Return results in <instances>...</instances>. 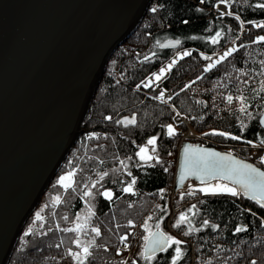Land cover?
<instances>
[{"label": "trees", "instance_id": "trees-1", "mask_svg": "<svg viewBox=\"0 0 264 264\" xmlns=\"http://www.w3.org/2000/svg\"><path fill=\"white\" fill-rule=\"evenodd\" d=\"M218 3L219 0L204 3L200 0L150 1L138 24L108 57L83 119L81 133L26 220L6 264H73L67 251L69 248L78 251L72 244L75 234L62 229L72 227L78 213L86 208L93 214L87 234H81V241L94 240L98 246L92 249L93 256L87 264H172L175 245L157 253L150 261L144 258L146 220L153 230L160 222L161 231L183 242V256L177 264H249L252 259L264 264V227H261L264 208L242 195L213 196L196 192L181 198V194L189 190L172 192L177 149L187 129L197 138L212 142L211 146L217 149L224 150L223 145L236 146L235 150L228 151L264 170L263 163L250 158L245 148L251 144L264 147L261 143L264 128L257 121L264 110V92L261 91L264 76L260 72L264 42L253 43L264 36V28L252 26L264 23V9L255 7L264 4V0H230L223 18L215 10ZM152 6L157 7L155 13L150 11ZM227 12L233 15L228 16ZM217 31L222 33V38L213 45L209 39ZM168 39L180 43L176 48L159 47ZM231 43L238 51L205 73L203 56ZM184 49L191 55L178 59L157 84L161 90L170 91L171 99L168 98L167 103L156 99L152 85L146 88L142 82ZM137 85L141 87L138 89ZM186 85L190 86L186 88ZM227 95L244 96L251 115L241 114V105L235 99L231 105L226 104ZM177 113L187 119L186 126L181 122L173 123ZM133 115L136 117L134 126L116 123ZM108 116L112 119L106 120ZM169 124L177 133L171 138L166 136ZM213 131L241 139L211 135ZM93 133L96 138L87 139ZM152 137H157L155 155L161 163L153 160L152 167H140L135 153ZM197 138L188 139L198 143ZM121 160L127 163V168L120 164ZM68 171H75L76 175L73 188L65 192L56 178ZM105 172L108 175L99 180V175ZM132 178L136 179L135 194L124 193L123 188ZM84 188L92 195L84 196ZM103 191L113 193L111 201L100 194ZM53 196L60 197L59 204L52 201ZM192 205L196 208L188 212ZM165 207L167 211L163 210ZM182 212L192 220L191 227L199 231L185 236L187 224L173 227ZM204 220L209 221L206 227ZM129 221L133 226H129ZM213 224L217 226L215 231ZM57 226L61 230H57ZM237 226L247 231L235 233ZM92 227L99 228V237L91 232ZM132 231L136 233V245L126 259L125 253L117 255L116 249L121 237L130 236ZM25 232L29 235L25 236ZM104 247L108 250L104 251Z\"/></svg>", "mask_w": 264, "mask_h": 264}, {"label": "water", "instance_id": "water-1", "mask_svg": "<svg viewBox=\"0 0 264 264\" xmlns=\"http://www.w3.org/2000/svg\"><path fill=\"white\" fill-rule=\"evenodd\" d=\"M150 1L0 0V264L7 263L26 219L81 133L108 57ZM175 41L165 40L159 47ZM261 117L264 110L258 124ZM173 121L187 123L180 115ZM186 145L264 172L229 151L183 139L173 192L183 191L187 181L201 183L188 174L192 153H184ZM201 175L207 183L220 180L233 186L220 178L222 170ZM241 195L255 202L250 194ZM146 247L144 241L143 254Z\"/></svg>", "mask_w": 264, "mask_h": 264}, {"label": "snow or ice", "instance_id": "snow-or-ice-1", "mask_svg": "<svg viewBox=\"0 0 264 264\" xmlns=\"http://www.w3.org/2000/svg\"><path fill=\"white\" fill-rule=\"evenodd\" d=\"M201 3H204L205 0H200ZM220 4H223L225 6L230 4V0H219ZM256 8L264 9V4H256ZM151 12L155 13L157 11L156 6H152L150 9ZM197 11H200V9H197ZM220 17L223 18L225 13L220 12ZM228 16H232V12H227ZM237 20H239V17H236ZM184 23H187V21H184ZM254 28H264V23L255 24L252 25ZM241 30L244 29V24L241 23L240 25ZM195 39V37H192ZM220 38H222V33L217 31L214 36L210 37L209 42L213 45L218 44L220 41ZM264 42V36H260L257 38V40H254L253 43H261ZM180 43L179 40L175 41L174 44H164L161 45V47H175ZM243 46V45H241ZM238 49L236 47L228 48L226 51H224L221 55H219L216 59H213L212 56H203V59L210 61V63L207 64L206 67H204L203 71L205 73L211 71L212 69L216 68L217 65L221 64L223 61H225L228 57H231L235 52H237ZM191 53L188 51H184L182 54H180L176 59H173L166 67H162L159 70V73H154L153 77L155 81H160L163 77H165L167 72H170L172 68L176 65L178 59H183L186 56H190ZM145 59H149L148 57H145ZM261 75L264 76V61H261V68H260ZM144 87H150L152 81L148 82H142ZM190 85H186L185 87H189ZM141 85H137V88L139 89ZM262 92H264V88L261 89ZM158 100H161L165 103L167 101L164 99V91L162 90L159 94V96L155 97ZM171 99V97H169ZM237 100L239 101L241 107L239 108V111L243 115H251L247 111V107L245 106L247 101L244 96H238L233 97L232 95H227L224 97V101L226 104L231 105L233 101ZM179 115V113H177ZM106 120H111L112 117L108 116L105 117ZM116 123L118 125H124L134 126L136 124V117L133 115L131 118L125 117L121 120H117ZM259 125L261 127H264V117H261L259 120ZM247 126L245 125L244 128ZM244 128H241V131L244 130ZM176 130L173 127V125L169 124L166 126V136L171 138L175 136ZM211 135H220L226 138H230L232 140H240V136L230 135L228 133L224 132H216L213 131ZM96 138V134H89L87 139H93ZM251 143V142H249ZM262 144H264V141H261ZM150 146V148H149ZM184 153L187 155L189 153H192V160L190 168L187 170L189 175H195L197 179L200 180L202 185H206L203 187H200L198 189L189 188V191L185 194H181V198L184 197V195L192 196L196 192L202 193L204 195H230L232 197H237L239 195L243 194H250L249 198L254 200L258 205H260L261 208H264V172H259L256 168H253L252 166L248 164H242L239 161L233 160L231 156H222L219 153L207 151L204 149H193L190 146H185ZM157 153V137H152L148 139L147 145L140 146L139 151L135 153V157L138 158V160L141 162L140 167H152L151 161L155 160L156 164L161 163L159 160L158 155H154ZM128 160H132V157H128ZM227 162V163H225ZM261 162L264 163V157L261 158ZM120 164L127 168L128 165L124 160L120 161ZM222 170L221 179H228L231 181L233 186H229L228 184H222L217 183L215 185H212L210 183H207L206 180L201 175L202 173H210L214 170ZM167 171V169H165ZM129 176H131V172L127 173ZM76 175L75 171L68 172L65 175H62L59 177L57 184L59 187L65 190L67 192L69 189L73 188L74 180L73 177ZM108 175L107 172L103 173L102 175H99V180H103L104 176ZM187 176L184 174V170L182 169L180 180L186 179ZM215 178V177H213ZM136 183V179L132 178L131 182L123 188L124 193H134V185ZM92 187H96V184L94 183ZM161 198L163 199V192L164 190L161 189ZM105 199L111 201L113 197V193L111 191H104L100 193ZM84 196H91V191H85L83 193ZM55 203H60V197L55 198ZM129 207H131V204H129ZM196 208V205H192L190 209H188V212H192L193 209ZM164 211H167V208L165 207L163 209ZM93 213L91 211L89 212V216L85 217L83 222L81 221V217L78 215L76 217V222L73 227L62 229L64 232H72L75 234V238L72 240V244L75 246L78 251H73L71 248L67 251V256L71 257V260L73 264H87V262L90 261V259L93 256L92 249L94 247H98L95 244L94 240H89L87 243H83L81 241V234H87V228H88V222ZM196 213H193L195 215ZM36 219H40V214L37 213ZM65 220L67 217L64 218ZM149 220L152 219L151 217L148 218ZM129 226L132 225V221H129ZM188 225V231L184 233L185 236L189 235L193 231H199L200 229H193L191 227L192 220L187 215V213L182 212L179 217L177 218L176 222L173 224V227H180L181 225ZM209 225L208 220L203 221V226L206 227ZM144 231L148 232L149 235L144 237L145 244H146V250L144 255V258L146 260H151L155 252L158 251H166L169 247H172L175 245V255L172 257V264H177L179 260L182 259L183 253L181 249V244L183 243L181 240L175 239L170 235L165 234L163 231H160V222H157L155 224L156 231H150L148 227V221H145L144 224ZM212 230H216V225H212ZM261 227H264V222H262ZM57 230L59 227L57 226ZM247 231L246 228L237 226L235 228V233H241ZM91 232L95 234V237L100 236V230L97 227H92ZM25 236L29 235V232L24 233ZM127 240V236L121 237V243H124V241ZM57 247H60V245H56ZM125 247L127 245L125 244ZM107 247H104V251H107ZM117 255H119V252H117ZM249 264H258V261L255 259H252L249 261Z\"/></svg>", "mask_w": 264, "mask_h": 264}, {"label": "built area", "instance_id": "built-area-1", "mask_svg": "<svg viewBox=\"0 0 264 264\" xmlns=\"http://www.w3.org/2000/svg\"><path fill=\"white\" fill-rule=\"evenodd\" d=\"M219 5V4H218ZM217 5V6H218ZM229 47H225L215 53H212V54H208V55H205V56H212L213 59H216L219 55H221L224 51H226ZM184 51H188V49H184V50H180L178 51L170 60H168L166 63H164L163 65H161L159 68H157L156 70H154L148 77L147 79H150L153 77V74L154 73H159V70L162 68V67H166L173 59H175L176 57H178L180 54H182ZM210 63V61L208 60H205L204 59V62H203V67H206L207 64ZM166 76V75H165ZM164 78V77H163ZM162 78V79H163ZM161 79V80H162ZM160 80V81H161ZM186 80V79H185ZM160 81H157L155 83V87L156 85L160 82ZM145 82V81H144ZM161 89H158L156 88V91H159ZM171 96V93L170 91H164V99L167 100L169 97ZM198 139V144L200 145H214L212 142L208 141V140H205V139H202V138H197ZM251 146H254V145H249V146H246L245 148H249ZM250 149V148H249ZM251 150V149H250ZM249 157L252 158L253 160L255 161H260L261 162V158L264 157V147H260V146H257L255 147V150H251V153L249 154ZM191 182V181H187L186 182V186L188 185V183ZM194 183V182H193ZM186 189V188H185ZM125 244L127 245V247H125ZM136 245V233L135 231H132L130 236L127 237V240L124 241V243H121V241L118 243L117 245V249H116V252H124L125 255H126V259L129 257V255L131 254L134 246Z\"/></svg>", "mask_w": 264, "mask_h": 264}, {"label": "rangeland", "instance_id": "rangeland-1", "mask_svg": "<svg viewBox=\"0 0 264 264\" xmlns=\"http://www.w3.org/2000/svg\"><path fill=\"white\" fill-rule=\"evenodd\" d=\"M150 4V3H149ZM215 10L216 11H218V12H224V13H226V10H224V11H222V10H219V9H217V7H215ZM227 47H229V48H231V47H234V44L233 43H231V44H229ZM148 81H152V83H151V85H152V88H153V91H154V97H157V96H159V94H160V92L162 91V90H159V91H156V88H158V89H160L159 87H157V85H156V87H155V83L157 82V81H155L154 80V77H152V78H150V79H146L145 80V83L146 82H148ZM177 115V114H176ZM125 117H128V116H125ZM125 117H123V118H125ZM129 118V117H128ZM187 120V119H186ZM178 122H180V121H173V123L174 124H176V123H178ZM182 123V122H181ZM186 125H187V123H186ZM185 125V126H186ZM188 138H197L194 134H192L191 133V131H190V129H187L184 133H183V135H182V140L183 139H188ZM189 140V139H188ZM190 141V140H189ZM181 143V142H180ZM179 143V144H180ZM145 145H147V142L144 144V145H142V146H145ZM224 147H226L224 150H226V151H228V149L229 150H231V149H233V150H235L236 149V146H232V145H223ZM255 147H257L256 145H254V146H251V147H249L251 150H252V152H253V150H255ZM149 148H150V146H149ZM249 148H247V150H248V155L251 153V150L249 149ZM139 151V150H138ZM155 155V154H154ZM263 165H264V163H263ZM69 172V171H68ZM68 172H64V173H62V174H60L57 178H56V183H57V181H58V179H59V177L60 176H62V175H65V174H67ZM208 183H210V184H212V185H215V184H217V183H222V184H228V183H225V182H223V181H220V180H213V181H211V182H208ZM229 186H231L230 184H228ZM203 186H206V185H202L201 183L199 184V183H193V182H189L188 183V185L186 186V184L184 185V187H183V190H189V188L191 187V188H193V189H198V188H200V187H203ZM186 188V189H185ZM85 190L84 191H88V189L87 188H84ZM104 192V191H103ZM173 192V191H172ZM173 193H175V192H173ZM202 194V193H201ZM55 198L56 197H52V201L54 202L55 201ZM37 206V205H36ZM36 206H35V208H36ZM34 208V209H35ZM33 209V210H34ZM33 212V211H32ZM31 212V213H32ZM38 212V211H37ZM30 213V214H31ZM78 215L81 217V221L80 222H83V220H84V218L85 217H88L89 216V210H88V208H86L85 210H83V211H81V212H79L78 213ZM77 215V216H78ZM30 216V215H29ZM28 216V217H29ZM28 219V218H27ZM26 219V220H27ZM26 222V221H25ZM74 222H76V219L74 220ZM25 224V223H24ZM75 224V223H74ZM24 226V225H23ZM74 226V225H73ZM72 226V227H73ZM148 227H149V229H150V231H152L153 230V228L151 227V223H149L148 222ZM147 235H149V233L148 232H146V236ZM18 240V239H17ZM14 247H15V245H14ZM14 249V248H13Z\"/></svg>", "mask_w": 264, "mask_h": 264}, {"label": "bare ground", "instance_id": "bare-ground-1", "mask_svg": "<svg viewBox=\"0 0 264 264\" xmlns=\"http://www.w3.org/2000/svg\"><path fill=\"white\" fill-rule=\"evenodd\" d=\"M217 9H219V10H225V7H224L222 4H219V5L217 6Z\"/></svg>", "mask_w": 264, "mask_h": 264}]
</instances>
